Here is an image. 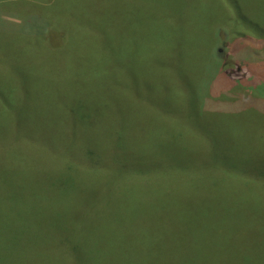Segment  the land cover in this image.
Returning <instances> with one entry per match:
<instances>
[{"label":"rangeland","instance_id":"obj_1","mask_svg":"<svg viewBox=\"0 0 264 264\" xmlns=\"http://www.w3.org/2000/svg\"><path fill=\"white\" fill-rule=\"evenodd\" d=\"M239 1L264 30V0ZM202 2L208 10L198 0H0V203L6 232L17 229L0 260L54 264L39 222L112 199L111 234L143 237L117 250V264H257L221 235L206 239L209 213L183 210L227 188L264 205V38L237 24L229 0ZM159 204L158 232L139 212ZM152 232L164 248H151Z\"/></svg>","mask_w":264,"mask_h":264},{"label":"trees","instance_id":"obj_2","mask_svg":"<svg viewBox=\"0 0 264 264\" xmlns=\"http://www.w3.org/2000/svg\"><path fill=\"white\" fill-rule=\"evenodd\" d=\"M152 1L153 0H151V2ZM198 1L200 2L201 8L208 10L202 0ZM229 1L237 18V24L243 25L245 29L247 27L249 30L255 32L259 37L264 38V30L261 24L260 15L249 11L247 7H245V5H243L239 0ZM199 21L202 26L210 27V24L203 22L202 19ZM206 37L210 36L207 35ZM207 64L208 63L205 62V64L199 70L201 74L210 72L209 66ZM158 93L161 94L164 99V90L162 93L159 91ZM199 93L200 91L197 92V96ZM201 93L204 94L203 91H201ZM201 97L202 96L199 95L198 100L203 101L206 109L211 110L207 105L208 99L203 100ZM192 98H194L193 95L191 99ZM188 106L192 111V102H190ZM230 110L231 112L218 111V114L222 116H230V114H234L235 111H237L235 109ZM201 159L202 155L191 156V161ZM221 159L225 162H228L222 157V154ZM200 163H202V160ZM229 163L232 166L230 168H226L229 170L235 169L233 168L235 165L242 166V163L238 164L237 161H230ZM3 167L4 166L2 165L1 168ZM262 167L264 168V165H262ZM161 168H164V166ZM207 169L208 168H203V170ZM262 172L264 173V170H262ZM8 181L9 178H7V182ZM214 187L216 189V185ZM3 188L4 187L0 185V193ZM222 194L223 192H221L219 195H216L213 199L207 198L204 194L205 202H189L187 204H183V210H188V212H190L192 209H195L196 212L200 211L203 215L209 213L212 217L210 221L212 222L214 231L206 239H209L212 235H216L217 238H219V235H221L224 240L234 242L236 247L242 251L244 256L243 260L256 262L257 264H264V205H261L258 200L249 201V199L236 197V195L230 192V189L228 188L225 190V194L229 195V198H234V200L232 202H227V197H219ZM225 194H223V196ZM107 204L110 205L107 206ZM116 204L117 203L113 202L112 199H107L106 202L91 201L89 204H78L75 207L76 209H69L72 215H67L68 207L65 205L61 211L56 212L57 216H54L51 222H39V228H42L45 225L48 226V231L44 235V238L45 243L47 242L48 246L46 250L49 248L53 249L54 256H51V258L54 257V264H66L64 263L66 257L71 259L70 264H117L119 261L124 260L118 255V249L135 247L136 244H138L139 247H143V237L139 235L136 236L137 234L135 235L136 237L128 235L117 237L111 234L110 229L113 220L107 218L106 215L108 214L107 210L115 207ZM128 207L133 210V212H137L142 206L139 204L128 203ZM217 208L218 210H216ZM81 209L86 211L85 213H87L88 210L90 212L87 214V216L85 215V217H82L78 213ZM177 209L178 204L170 205V211H172V213L176 212ZM2 212H4V206L0 203V217L2 220L0 222V249L9 250L11 245V235L17 229H12L11 231L6 232V222L11 219V216H6L3 218ZM139 214L141 215V218L147 219L146 222L149 223V228L154 229V231L159 232L162 228H164V204H159L156 207H150L145 212L140 211ZM132 224H135V221H133L131 225ZM27 231L28 230L25 231L24 239L27 238ZM158 232H152L148 235L152 249L156 247L164 248V233L159 234ZM52 235L58 237V239L56 241L52 240ZM89 236L95 237V240H93V246L90 245L89 248L86 249L87 244H89ZM205 244V240L203 239L200 243V247H204ZM96 245L100 246L101 248L98 249ZM62 247L63 249L60 250ZM96 259L98 260L97 263L95 262ZM0 264L6 263L0 260ZM238 264H241V262Z\"/></svg>","mask_w":264,"mask_h":264}]
</instances>
